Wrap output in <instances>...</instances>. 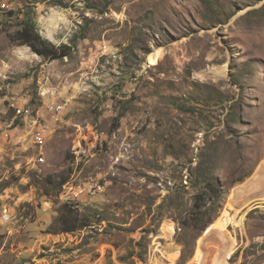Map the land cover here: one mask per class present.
Returning a JSON list of instances; mask_svg holds the SVG:
<instances>
[{
  "label": "rangeland",
  "instance_id": "1",
  "mask_svg": "<svg viewBox=\"0 0 264 264\" xmlns=\"http://www.w3.org/2000/svg\"><path fill=\"white\" fill-rule=\"evenodd\" d=\"M26 19L69 56L14 42ZM0 71V264H197L264 164V0H0ZM63 204L89 226L60 233ZM247 211L228 264H264V199Z\"/></svg>",
  "mask_w": 264,
  "mask_h": 264
},
{
  "label": "bare ground",
  "instance_id": "2",
  "mask_svg": "<svg viewBox=\"0 0 264 264\" xmlns=\"http://www.w3.org/2000/svg\"><path fill=\"white\" fill-rule=\"evenodd\" d=\"M161 51L159 50L155 52L149 58L150 65H157L159 60H161L162 56H164L163 52ZM259 183L260 184L264 183V164L258 170L256 176H254L251 180L247 181L246 183H244L238 188H235L232 191L219 216L211 223V225L208 227L206 232L203 235H201V238L198 239L194 253V260L196 261L197 264H204L206 262L207 259L203 251L207 247V242L210 239H211L210 241L214 240V242L217 244L216 248L215 249L213 248L214 251L211 252V253L214 252L213 254H211L213 256L212 264H228L227 261L231 258L236 246V242L234 238L231 236V234L230 236L227 234L228 227H232L233 229H241L243 227L245 215L248 212L247 210H249L251 206L254 205V203H250V204L247 203L243 205L241 203L242 198L246 195L255 196L257 193H259V189H260ZM81 189L82 187L75 186V189L73 191H70V193H76ZM260 198L264 199V195H262V197ZM240 206L243 207V210L238 209ZM229 212H235V213L230 214ZM237 225H239V227H236ZM174 232H175L174 227L168 224L167 226H164L161 231L163 236L168 235V237H172L174 235ZM209 260H211V258Z\"/></svg>",
  "mask_w": 264,
  "mask_h": 264
},
{
  "label": "trees",
  "instance_id": "3",
  "mask_svg": "<svg viewBox=\"0 0 264 264\" xmlns=\"http://www.w3.org/2000/svg\"><path fill=\"white\" fill-rule=\"evenodd\" d=\"M66 8V7H64ZM13 13V12H12ZM10 13V14H12ZM31 20L26 19L21 26V29L15 33L12 37L14 42L19 43L21 46H27L37 56L47 60H60L69 56V47L60 46L55 47L50 42L42 39L39 33L36 31L35 26ZM217 193L219 189H214ZM221 193L219 194V200H221ZM219 202V201H218ZM78 211H74L72 206L63 204L62 211L58 216V222L60 223V233H71L81 228L89 226L84 218H81L77 214ZM217 213V211H216ZM215 213V214H216ZM216 216H211L206 219L203 225L200 227V232L206 231L211 225ZM143 256V255H142ZM141 258V257H138Z\"/></svg>",
  "mask_w": 264,
  "mask_h": 264
},
{
  "label": "built area",
  "instance_id": "4",
  "mask_svg": "<svg viewBox=\"0 0 264 264\" xmlns=\"http://www.w3.org/2000/svg\"><path fill=\"white\" fill-rule=\"evenodd\" d=\"M1 74V71H0ZM2 89L0 88V92ZM13 108V111L15 113L16 117L24 118L27 123V115L28 111H30L29 108H20L15 105H11ZM63 106L60 104H53L51 107L48 108L49 111L53 112L55 115L60 114L62 112ZM29 127H33V145L40 147V139L45 135V133L50 132V127L46 124H43L39 121V119L36 121L35 124H28ZM98 190V184L95 182H89L83 186V188L76 192V193H70L71 197H66L64 200L69 202H74L79 200L81 197H89L94 195ZM69 195V196H70ZM61 197H63V194H61ZM63 199V198H62ZM9 220V216L5 215L3 218V221L7 222Z\"/></svg>",
  "mask_w": 264,
  "mask_h": 264
},
{
  "label": "water",
  "instance_id": "5",
  "mask_svg": "<svg viewBox=\"0 0 264 264\" xmlns=\"http://www.w3.org/2000/svg\"><path fill=\"white\" fill-rule=\"evenodd\" d=\"M259 200H261V198L259 197V196H248V195H246V196H244L243 198H242V204L244 205V204H247V203H254V204H256V203H258L259 202ZM238 209H242L243 210V207H239ZM230 214H234L235 212H229ZM238 216H239V214H238Z\"/></svg>",
  "mask_w": 264,
  "mask_h": 264
}]
</instances>
